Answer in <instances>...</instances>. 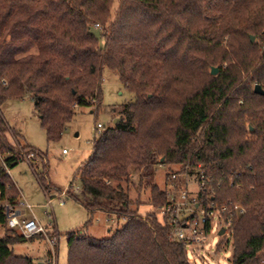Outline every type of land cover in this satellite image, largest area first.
<instances>
[{
	"label": "trees",
	"instance_id": "16d2710c",
	"mask_svg": "<svg viewBox=\"0 0 264 264\" xmlns=\"http://www.w3.org/2000/svg\"><path fill=\"white\" fill-rule=\"evenodd\" d=\"M113 4L0 0V106L29 96L47 142L61 138L76 108L95 102L99 109L105 69L134 96L106 111L119 119L96 135L78 171V195H70L90 217L123 223L106 238L70 235L67 264H189L186 248L169 240L160 209L171 175L198 167L212 180L198 201L206 205L212 191L218 207L230 203L222 217L229 220L231 264H264V95L253 93L255 85L264 92V0ZM53 6L78 26L77 37L59 33ZM7 133L0 114V264H35L11 251L36 236L26 239L6 225L4 204L19 203L8 172L23 161ZM155 164L167 167L166 180L152 186L144 207L130 198L128 171ZM35 175L48 195L44 177Z\"/></svg>",
	"mask_w": 264,
	"mask_h": 264
},
{
	"label": "rangeland",
	"instance_id": "374dc122",
	"mask_svg": "<svg viewBox=\"0 0 264 264\" xmlns=\"http://www.w3.org/2000/svg\"><path fill=\"white\" fill-rule=\"evenodd\" d=\"M117 1L114 0L113 8L116 7ZM51 16L59 33H67L70 38L77 37L80 33L78 26L64 18L59 8L53 6ZM94 33L99 36L97 31ZM133 101V94L122 86L115 74L105 69L102 74L99 109L94 101L90 108H76L72 120L56 142H47L45 131L40 126L29 96L22 100H9L0 106V114L9 129L8 143L22 155L31 152L35 155L32 166L23 160L8 173L17 189L19 201L31 207L26 209L19 206L17 209L21 215L18 219H35L46 231L25 243L11 246L14 255L27 257L35 264H47L48 252L51 249L48 240L55 241L57 264H67V242L70 235L74 234L75 240L89 235L106 238L110 236L111 231L122 225V220L111 225L104 221L98 222L105 216L94 214L90 217L70 195H78V171L91 156L92 143L100 132L95 131L96 125L101 124L103 128L114 125L113 122L119 117L113 119L115 114L108 115L106 111L112 106H121ZM26 147L32 148L33 151L25 152ZM166 168L155 164L147 172L143 169H129L128 176L133 183L130 186L131 200L138 198L145 207L152 186L161 187L166 180ZM35 173L44 177L42 182L50 189L48 195L43 191ZM74 188L76 192L73 191ZM63 193H66L67 197H61ZM48 199L51 202L50 206L46 207ZM45 211H48L49 216L45 215ZM221 229L225 230L224 234L218 235ZM2 234L0 231V235ZM186 254L189 264H231L232 243L222 219L215 217L205 242L187 246Z\"/></svg>",
	"mask_w": 264,
	"mask_h": 264
},
{
	"label": "built area",
	"instance_id": "2783aa9c",
	"mask_svg": "<svg viewBox=\"0 0 264 264\" xmlns=\"http://www.w3.org/2000/svg\"><path fill=\"white\" fill-rule=\"evenodd\" d=\"M94 29H99L96 25ZM102 129L101 124H97L95 131L99 132ZM22 159L30 163L34 161L35 155L33 152L27 155H22ZM212 181L211 178L205 176L204 172L198 167L194 173L172 174L167 183L165 192V204L160 209V215L165 217L167 223L171 227L169 235L170 241L181 243L185 248L189 245L203 244L210 230L211 222L215 217L221 218L225 226L229 224L223 214L230 215L228 205L218 207L213 202V192L211 191V199L203 205L198 201V194L201 191H207V184ZM76 192V189H73ZM61 197H67L63 193ZM61 203L62 200H60ZM51 200H47V206H50ZM19 206H24L26 209H31L26 203L19 201L16 207H11L4 204V213L6 217V225L9 229L14 230L24 238L34 237L44 234L45 229L35 219H18L21 212L17 209ZM234 212L244 214L245 210L239 206H233ZM48 215V211H45ZM99 221H104L107 225L114 224V217H104ZM208 227V230L206 228ZM51 249L48 252L47 264H57V253L55 250V241H49Z\"/></svg>",
	"mask_w": 264,
	"mask_h": 264
},
{
	"label": "water",
	"instance_id": "95a60500",
	"mask_svg": "<svg viewBox=\"0 0 264 264\" xmlns=\"http://www.w3.org/2000/svg\"><path fill=\"white\" fill-rule=\"evenodd\" d=\"M254 38L252 36H250V41L253 42ZM217 73V69L216 68H212L211 71H210V74L211 75H215ZM253 93L254 94H257V95H260V96H263L264 95V92L261 90V88L258 86V85H255L254 88H253ZM116 121H114L113 123H115ZM224 234V229H221L219 232H218V235H223Z\"/></svg>",
	"mask_w": 264,
	"mask_h": 264
},
{
	"label": "crops",
	"instance_id": "0c3cea01",
	"mask_svg": "<svg viewBox=\"0 0 264 264\" xmlns=\"http://www.w3.org/2000/svg\"><path fill=\"white\" fill-rule=\"evenodd\" d=\"M8 173H10V172H8ZM98 215H100V214H98Z\"/></svg>",
	"mask_w": 264,
	"mask_h": 264
}]
</instances>
